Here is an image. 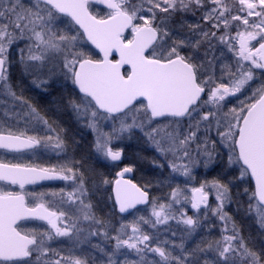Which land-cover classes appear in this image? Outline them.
I'll list each match as a JSON object with an SVG mask.
<instances>
[{
    "label": "snow or ice",
    "instance_id": "snow-or-ice-1",
    "mask_svg": "<svg viewBox=\"0 0 264 264\" xmlns=\"http://www.w3.org/2000/svg\"><path fill=\"white\" fill-rule=\"evenodd\" d=\"M93 5L103 6L107 11L101 15L100 10H92ZM197 12L204 13L199 18L204 21L203 26L199 22L185 25L174 20L178 15ZM60 17L68 18L69 24L60 27L64 23ZM185 26L187 33H183ZM232 28L236 29L234 35ZM19 40L27 41L25 48L19 49V63L24 66L25 74L32 77V85L46 91L59 69L76 93L68 98V106L93 132L98 131L99 120L119 121V129H113V133L119 134L131 133L134 128L144 131L145 124L150 126L157 118L168 120L169 126L175 128L163 138H156L160 133L158 128L145 134L162 157L167 159L172 154L168 167L187 184L195 180L194 167L202 163L207 169L220 155L217 141L208 135L215 120L219 144L227 149L228 164L239 167V176L224 173L204 180L199 187L188 188L190 197L177 184L168 203L158 198L150 200L146 190L129 180L117 179L113 189L114 208L124 214L137 205L150 203L151 216L122 223L116 235L110 237L115 241L111 253L94 246L107 256V264H129L127 258L115 259L123 254V249L135 252L140 257L138 264H199L197 253L203 254V264H264V252L250 248L235 224L228 234L231 217L224 211L225 204L232 200L230 187L238 186L235 182L243 183L250 176L255 190L245 187L243 194L248 196L249 214L255 213V222L264 231V82L255 88L251 83L256 79L255 70H261L264 75V0L231 3L228 0H30L28 4L24 0H0V89L27 106V114L51 132L49 121L22 94L17 95L9 83L13 63L10 47ZM216 42L233 54L235 63L234 69L231 65H221L224 75L219 82L214 72L205 75L207 68L214 69L218 62ZM87 44L98 49L96 55L101 58H94L86 50ZM201 48H204L202 58L198 55ZM114 54L119 58H114ZM53 61L55 64L48 67ZM124 66L129 70L122 71ZM225 77L228 83L223 82ZM248 88H252L251 94L239 99L237 94L243 96ZM230 97H237L238 104L224 112L231 103ZM129 116L131 123L127 122ZM202 128L203 138L199 135ZM111 141L109 134L104 138L98 135L96 152L106 160L120 161L122 152L113 150L109 146ZM38 148L57 156L66 152L59 134L29 135L27 128L14 131L0 124V149L22 153ZM153 163L161 169L164 167L155 160ZM132 171V167H124L117 176L122 178ZM77 178L78 170L68 163L40 167L0 159V181L18 185L22 190L16 192L0 186V264H33L34 256L35 264H39L53 255L59 258L45 259V264H89L88 257L62 256L47 243L54 239L52 233L55 237H75L79 241L78 219L69 223L66 213L50 211L43 202L45 194L36 196L23 191L25 185L38 181L59 179L75 184ZM103 183L109 181L104 179ZM210 194L215 195V207L209 204ZM52 195H66L69 202H78L83 219L102 229L89 235L109 239L106 221L97 218L92 204L83 199L87 191L82 176L73 192L61 190ZM28 196L39 202L33 206L32 201H26ZM175 204L181 205L178 213ZM186 204L196 211L195 217L187 215L183 207ZM201 209L205 219L211 211L225 223L222 238L202 241L204 246L198 245L191 251L183 243L172 242L171 248L165 247L169 240H159L157 226L164 225L166 231H171L169 221L176 220L178 225L186 226L185 234L191 235L199 226ZM29 220L46 221L49 231L28 229L20 223ZM141 224L150 225L156 233L144 232ZM129 227L131 234L126 231ZM175 234L173 231L172 235ZM175 248L180 249L179 255L173 254ZM147 252L158 255L160 260L145 261ZM209 252L214 253L212 259L208 258Z\"/></svg>",
    "mask_w": 264,
    "mask_h": 264
},
{
    "label": "rangeland",
    "instance_id": "rangeland-1",
    "mask_svg": "<svg viewBox=\"0 0 264 264\" xmlns=\"http://www.w3.org/2000/svg\"><path fill=\"white\" fill-rule=\"evenodd\" d=\"M229 3L232 2V0H228ZM203 12H197L196 15H193L191 13L183 14V15H178L175 17L177 20H181L182 23H185L187 25L188 23H196L198 18L203 16ZM160 15H162L160 13ZM60 19H62L60 17ZM254 19V18H253ZM63 24L60 25V27H65L66 25L69 24V21L64 20ZM188 29L185 26L183 29V33H187ZM11 48V47H10ZM86 50L90 51V48L86 46ZM91 52V51H90ZM217 52H215L216 56ZM230 56H227L229 60H231V56H233L232 53L228 52ZM220 60H222L220 58ZM62 62V61H61ZM228 62V61H227ZM233 62V61H232ZM247 63V62H245ZM55 64V61H53L52 64H49L48 67H52ZM225 65V63H224ZM234 69V68H233ZM208 70V75L212 74L214 72L215 78L218 81L221 76L219 75H224L222 73L221 68H207ZM256 71V76H259V70ZM262 80H264V76L262 75ZM224 81L225 83H228L227 77H225ZM264 82V81H263ZM214 86V85H213ZM239 99H244V95L241 96L237 94ZM231 103L227 105V107L223 110L226 112L228 108H231L233 106H236L238 104V99L237 97H230L229 98ZM207 110V109H206ZM28 113V108L25 105H21L19 101H14L13 98L9 95H7L2 89H0V124H4L6 128L10 127L14 131H19V130H24L27 128L31 132H33L34 135H37V132H46L48 135H57L55 134V131H53V127H51L52 131L50 132L48 127L44 126L43 124H37L36 121L27 114ZM221 117L223 116V113L220 114ZM30 116V118H29ZM77 119V117H76ZM77 122L82 126V128L85 129L91 138L93 139V152L96 158L101 161L102 163L106 164L111 170L113 171V180L110 181V183H113V181L117 178V173L122 171L124 167H127L125 164L129 160H136L137 162H143L146 161L149 163L150 167L152 169L158 170V173L160 175H166L162 176L160 178H169V177H174L178 179V181L175 184L171 185L169 189H165V192H168L166 196H163L162 203H168L170 199V194L173 188L177 187V184L182 189H185L186 194L190 197L191 193L190 191H187L188 188L193 187L191 184L193 181L187 182L185 184V179L178 174H173L171 172V169L168 167V160H171L172 154H168V158L165 159L156 151V148L154 147L152 141L148 139V136L145 134L146 132H150L152 128H158L160 129L159 135H157V139H161L165 136V133L168 131H172L175 128V125L169 126L168 120H162V121H155L153 122L150 126L145 124V129L144 131H141L139 128H134L132 129L131 133H123L119 134L113 133V129H119L120 123L119 121H112V120H99L98 121V131L93 132V130L89 127L85 126V121L84 120H78ZM128 123H131V116H129ZM184 127H187V122H185ZM223 130V128H221ZM105 134H109L112 136V141L111 144L109 145L110 147L113 148V150H120L122 152L121 160L119 162H113L110 160H106L103 157H101L95 149V142L97 139V136H101L102 138L105 137ZM204 130L203 128L201 129L200 132V137L203 138L204 136ZM211 140L217 141V149L220 152V155L216 157L215 161L207 168L205 169L203 164L201 163L199 166L193 168V173L195 175V179H198L197 177V172L198 171H203L206 172L209 169H211L215 164L217 163V160L219 158H224L225 160H228V153L227 149L223 148L222 145L219 144V136L216 133V121H212V129L210 133ZM43 137V136H41ZM211 140L209 141V147H211ZM166 146V144H165ZM192 149L194 150L196 148V144L191 145ZM0 159H3V161L6 162H11V163H22V164H29V165H38L40 167H51L53 165H59L63 163H68L69 165L73 166L76 170H78V178L76 180V183L74 184L73 181H62L61 185H41L37 187H30L26 188L23 191L28 192V193H33L36 196H39L40 194H45L43 196V202L46 203V205L49 207V209H52L53 211L59 213V212H64L66 213L67 217H70L69 223L72 221H76L78 219V224L79 228L81 229V234L79 241L76 240L75 237L69 239L68 237H55V234H53L54 239L52 241H48V245L50 246V249L54 252H59L60 255L62 256H70V255H75V256H81V257H88L89 258V264H107V256L104 255L98 248L94 247L95 245H99L100 248H103L106 252L111 253L113 246L115 244V241L111 240L110 237L116 235V230H118L121 226L122 223L124 224H129L131 223L134 219H139V217H150L151 216V204H147L144 207L137 208L134 210L132 213L128 215H121L118 213V211L114 208V202L111 198V194L108 192V184H104L100 180L99 183L96 182H87L85 178L84 180V188L87 191V195L83 198L85 203H91L92 204V212L96 217H99L98 213L102 212L101 210L104 209L105 211V221L107 224V231H108V237L109 239H105V237L97 235V236H90L89 232L91 231H100L102 230L99 225L94 224L91 221H85L83 219L82 214L79 211V203L77 202L76 204H73L68 201L67 196H61V195H52V193H60L61 190H63L64 193H70L73 192L74 187H76L79 184V177H81L79 168L75 161L73 160V157L70 152H64L61 153L60 156H57L55 153L45 151L43 148H38L36 150H32L29 153H20L17 155H7L5 153H0ZM156 161L157 163H162L164 165L163 169L154 166L153 161ZM236 167V170H238L239 174V167L237 165H230ZM132 175V172L130 173H125L123 177L130 178ZM248 178L245 177L244 179L246 180ZM0 186H3L5 190H11V191H16V192H21L22 190L13 187V186H8L5 184L0 183ZM162 188V187H161ZM159 189L157 187L154 188V196L156 198L160 197L162 194V189ZM150 189V188H146ZM95 190L99 191V197L95 195ZM109 195L111 200L109 201ZM211 195V200L209 204L213 207L216 206L217 201L215 200V195ZM183 199V196H181V200ZM102 200H105L104 203H102ZM26 201H32V204L39 201H34L32 200L31 196L26 197ZM230 202H227L224 207V211L227 213V209L229 207ZM184 210L186 211L187 215L189 216H196V211L191 208L190 204H186L183 206ZM100 208V209H99ZM181 208L180 204H175L174 209L179 212ZM99 209V210H98ZM97 210V212H96ZM251 216L255 220V213H251ZM154 219V218H153ZM28 229H36L39 232H45L49 231V226L48 225H40L32 222H24L22 224ZM169 225L171 227V231H166L164 225H159L157 226L159 228V240L164 241V240H169V244L165 245V247L171 248L172 242L175 244L179 245L181 243L184 244V247L191 251L192 249H195L198 245L204 246L202 244L203 242H208V241H215V234L214 232H206L203 230H208L204 229L203 227L205 226H217L219 232L221 233V238H222V230L225 228V223L221 221L218 217L213 216L211 211L208 212V218H204V212L203 209H201L199 213V226L195 229L194 232L191 233V235H186L185 234V229L186 226L184 225H178L176 220H171L169 221ZM232 222L230 221L227 224V227L229 229L228 234H231V229H232ZM257 225V224H256ZM61 227L64 225L61 224ZM141 228L143 229L144 232L149 233V234H155L156 230L153 229L150 225L148 224H141ZM258 227V225H257ZM261 233L264 234V231H261L259 227L257 228ZM126 231L131 234V228L129 227L126 229ZM175 232V236L172 235V232ZM87 238V239H85ZM127 238V237H125ZM156 241H153V244H155ZM123 254L118 255L115 257L117 261H123L125 258L129 261V264H138L140 257L132 251H129L128 249H123L122 250ZM174 255H179L180 254V249L175 248L173 250ZM208 258L212 259L214 257V253L209 252ZM51 259H57L59 258L58 256H51L48 257ZM45 258V259H48ZM197 258L199 260V264H203V254L197 253ZM45 259H42L39 264H45ZM160 258L158 255L147 252L145 254V261L147 262H152V261H159ZM33 264H35V256L33 257Z\"/></svg>",
    "mask_w": 264,
    "mask_h": 264
},
{
    "label": "flooded vegetation",
    "instance_id": "flooded-vegetation-1",
    "mask_svg": "<svg viewBox=\"0 0 264 264\" xmlns=\"http://www.w3.org/2000/svg\"><path fill=\"white\" fill-rule=\"evenodd\" d=\"M29 2H30V0H24L25 4H28ZM61 18L69 21L68 19H66L64 17H61ZM197 22L201 23L200 19H198ZM26 44H27L26 40H19L16 43H14L10 48V59L13 61V63L9 69V83L12 86V90L15 93H17V95L22 94L28 100V102L37 109L39 115L42 116L44 119L49 121V125L51 127H53V131H55V134H59L63 138V140L66 144V151L71 153L73 151V148H72V146H70L71 140H69V137L80 136V135H89L90 134L87 131H85V129L82 128V126L77 122L75 113L72 111V109L67 104V100L70 96H76V93L73 91V85L71 84V81H66L64 79V77L61 74V72L59 71V69H57L55 74L53 75L52 80L50 81V86L47 88L46 91H42L40 89H37L34 85H32V83H31L32 77L25 74L24 66L19 63V59H20L19 49L25 48ZM252 44L258 46L256 44V41H253ZM205 47H206V45H205ZM203 52H204V48H201L199 53H198L199 57H201V58L203 57ZM218 55H216V57L218 58V62L215 64L214 68H221V65H224V63H225V65H231L233 68H235L233 56H231V58L232 57L233 58L231 60H229L228 58L224 59L222 56H220V55L218 56ZM94 58H100V56L96 55V53H95ZM220 58L222 60H220ZM45 72H47V68L45 69ZM205 75H208V70H206ZM219 76H222V75H219ZM261 77H262L261 70H259V76H256V79L254 82H251L252 88L257 87L261 82L264 81V80H262ZM217 82H219V80ZM223 82L225 83L226 81L223 80ZM252 88H248L245 91V96L251 94ZM57 98L62 100L64 110H63V112H61V114H58L56 116V114L59 112L56 109H54L53 103L57 101ZM204 99H207L206 95L204 96ZM205 111H206V109H205ZM29 118H30V116H29ZM162 120H166V119L159 118L156 121H162ZM28 134L34 135L33 132H31L30 130H28ZM37 134H38V136L48 135V133L41 132V131L37 132ZM29 152H31V151L23 152V154L29 153ZM0 153H5L7 155L20 154V153H9L7 151H0ZM4 162H6V161H4ZM75 163H76V161H75ZM104 165H106V164H104ZM220 166H222V168H224L225 170H228L231 172L236 170V167L230 166L228 164L227 159L225 160L224 158H219V160H217V163L215 164V166H213L208 171H206V172H203L201 170L198 171L197 172L198 179H195V181H193L191 184L195 187H199L200 183L203 182L204 180H211L213 177L207 176V174H210V173L216 171V168H219ZM175 180L178 181V179H176V178H173V179L156 178L154 181H156L157 184H163L164 185L162 188L160 187L162 189L161 193L163 194V192L166 191L165 189H169V184L172 185V184L176 183V182H174ZM86 181L89 182V180H86ZM248 181H249V179H248ZM235 183H237V182H235ZM250 184H251V182H250ZM43 185H61V183L60 182L59 183H48V184H43ZM96 185H97V183H96ZM251 186H252V184H251ZM252 190H253V187H252ZM94 192H95V195L97 197H99L100 192L97 190H95ZM164 193H167V192H164ZM230 194L232 196V200L230 201L229 207L227 209V211H228L227 214L229 217H231V215H230L231 213L229 212V210L231 208L232 201L234 200V197H233L231 192H230ZM210 200H211V195L209 196V202H210ZM238 200H239V203H242L245 206V200H243V197H242V199H238ZM246 205L248 206V203H246ZM50 210H52V209H50ZM246 211L249 214L248 209ZM104 213H105V211L103 212V214ZM249 215H251V214H249ZM26 222H32V223H36V224H40V225H48V224H42V223H39L36 221H26ZM231 222H232V219H231ZM232 224H234V223L232 222ZM206 227L208 228V230H203V231H205L204 233H206L208 231H209L208 233L214 232L215 240L221 239V233L219 232L217 226L213 227V226L208 225V226H205L203 228L206 229ZM236 228L239 230L240 234L242 235L239 227L236 226ZM255 238H256L257 242L260 241V243L264 246V234L263 233H261L259 231V234H255ZM245 239H246V242L250 241V243L249 242H247V243H248L249 247L254 250L255 243H254V239L251 237V234L248 235L247 237L245 236ZM261 252H264V251H259L258 253H261Z\"/></svg>",
    "mask_w": 264,
    "mask_h": 264
},
{
    "label": "trees",
    "instance_id": "trees-1",
    "mask_svg": "<svg viewBox=\"0 0 264 264\" xmlns=\"http://www.w3.org/2000/svg\"><path fill=\"white\" fill-rule=\"evenodd\" d=\"M92 10L94 12L100 10V14L104 15V13L106 11L101 10L100 8L93 6ZM162 15H160V13L158 14L159 16H163L164 14L161 13ZM199 19V18H198ZM175 21L177 22H181V20H177L174 18ZM200 24L203 26L204 25V21L200 19ZM208 28L211 27V25H207ZM221 31H223V29H221ZM232 34L234 35L236 32L235 28L231 29ZM127 34V33H126ZM220 33L218 32V35ZM217 43V54L216 55H220L221 56V51L224 53V55L222 56L224 59L227 58V56H230L227 52V49L223 46V45H219L218 42ZM89 47V46H88ZM207 47V45H206ZM90 48V47H89ZM91 53L95 54V51H93L90 48ZM231 53V52H230ZM218 55V56H219ZM53 107L54 109H56L59 113L56 114V116L58 114H61V112H63V104H62V100L57 98V101L53 103ZM69 140H71V145L73 148V151L71 152V155L73 157V159L76 161V164L78 165L80 174L83 178H85L86 180H89V182H96L99 183L98 180H100L101 182H103L104 179H107L109 181L108 183V192L110 193L111 191V185L112 183H110V181H112L114 178L113 176V171L111 170V168H109L108 166L104 165L101 161H99L96 156L94 155L93 152V139L91 138V136L89 135H80V136H71L69 137ZM127 167H132L133 171H132V175L130 177V179L140 188L146 190L149 193L150 196V200L152 198H156L154 196V188H160L163 187V184H157L156 181H154L156 178H160L162 176H166V175H160L158 173V170L152 169L149 165L148 162L143 161V162H137L136 160H129L126 164ZM238 170H235L233 172L225 170L224 168H222V166H220L219 168H216V171L207 174V176H211V177H216L217 175H222L224 173H229L231 175H235V176H239ZM238 186H232L230 187V192L232 193L234 200L232 201L231 204V208L229 210V212L231 213V219L232 222L239 227L243 237L245 238V236L247 237L248 235L251 234V237L254 239V243H255V247L254 250L256 252L259 251H264V246L259 242H257L256 238H255V234H259V231L257 229L256 223L253 219V217L251 215H249L247 213V209L248 206L246 205V203H248V196L243 194V190L245 187H248L250 189V191L252 190V186L250 184V182L248 181V179H244L243 183H240L237 181ZM173 185V184H172ZM169 187H171V184H169ZM146 188H150L149 190ZM237 188V189H236ZM165 192V191H164ZM160 195V197H158L159 201H162L164 196H166L168 194L164 193ZM237 193H239V195H237ZM163 196V198H161ZM245 200V206L242 203H239L238 199H242ZM109 201L111 200L110 195H109ZM105 200H102V203H104ZM100 209V208H99ZM98 209V210H99ZM102 212L98 213L100 219H104V209L101 210ZM97 212V210H96ZM250 243V241H247Z\"/></svg>",
    "mask_w": 264,
    "mask_h": 264
},
{
    "label": "water",
    "instance_id": "water-1",
    "mask_svg": "<svg viewBox=\"0 0 264 264\" xmlns=\"http://www.w3.org/2000/svg\"><path fill=\"white\" fill-rule=\"evenodd\" d=\"M94 6H97V5H94ZM97 7H99V8H101V9H103V10H105V11H107V9H104L103 8V6H97ZM76 27H78V26H76ZM96 53H98V49H95L92 45H90V44H88ZM101 58V57H100ZM114 58H116V59H118L119 57H118V55H116V54H114ZM127 70H129L128 69V66H124L123 68H122V71H127ZM157 119H159V118H157ZM1 151H7V150H5V149H0ZM26 151H30V150H25L24 152H26ZM7 152H9V151H7ZM10 153H14V152H10ZM23 153V152H22ZM117 179H123V180H129V181H131L132 183H134L130 178H126V177H119V178H117ZM116 179V180H117ZM248 179H249V181L251 182V184H252V187H253V191L255 190V182H254V180H252L251 179V177L250 176H248ZM115 180V181H116ZM61 181H63V180H59V179H57V180H43V181H38L36 184H28V185H25V189L26 188H29V187H36V186H40V185H43V184H47V183H56V182H61ZM115 181L113 182V184H112V188H111V197H112V200H113V202H114V204H115V193H114V191H113V189H114V187H115ZM0 183H2V184H5V185H8V186H14V187H17L18 189H20L19 188V186L18 185H11V184H8L7 182H4V181H0ZM135 184V183H134ZM139 187V186H138ZM142 189V188H141ZM21 190V189H20ZM143 190V189H142ZM145 205H147V204H140V205H137L136 206V208L135 209H132V210H130L128 213H124V214H121V215H128V214H130V213H132L134 210H136L137 208H140V207H144ZM117 211H118V209H116ZM51 211V210H50ZM118 213H119V211H118ZM29 221H36V222H40V223H43V224H47V222L46 221H40V220H29ZM22 222H25V221H21L20 223H22Z\"/></svg>",
    "mask_w": 264,
    "mask_h": 264
}]
</instances>
